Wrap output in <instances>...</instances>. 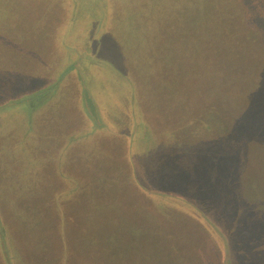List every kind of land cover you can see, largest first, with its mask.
<instances>
[{"label":"rangeland","instance_id":"obj_1","mask_svg":"<svg viewBox=\"0 0 264 264\" xmlns=\"http://www.w3.org/2000/svg\"><path fill=\"white\" fill-rule=\"evenodd\" d=\"M189 1L0 0V264H264V124L188 72Z\"/></svg>","mask_w":264,"mask_h":264},{"label":"trees","instance_id":"obj_2","mask_svg":"<svg viewBox=\"0 0 264 264\" xmlns=\"http://www.w3.org/2000/svg\"><path fill=\"white\" fill-rule=\"evenodd\" d=\"M201 1L207 2L206 5L196 11L188 6V16L180 11L174 19L179 20L184 14L187 22L185 25L183 21L182 27L194 24L197 26L195 30L188 29V56L189 61L201 62L204 68L198 74L197 68L190 66L188 72L203 76L204 88L209 92L213 89H223L226 104L233 103L238 108V113H245L252 122L264 124V44L261 43V40H264V32L258 27L252 29L251 19L248 18L241 0ZM189 5L196 7L194 0L189 1ZM259 18L264 20L262 16ZM181 38V34L176 37L178 40ZM191 41H194V44L189 46ZM221 62L225 63L226 67L216 75L215 70L217 68L220 71ZM195 80L196 78H190L188 89L202 92V86L194 84ZM162 116L160 122L165 119V116ZM211 131L212 134L215 132L214 129ZM249 147L251 149V145ZM254 149V157L260 158L261 155L264 159V151H259L256 147ZM241 168L239 175L244 182L249 164ZM247 182L249 192L254 193L257 183L250 179ZM207 202L206 206L213 204L211 201ZM202 208L209 214L205 207ZM258 210V213L264 214L263 209ZM227 259L231 261L228 253Z\"/></svg>","mask_w":264,"mask_h":264}]
</instances>
